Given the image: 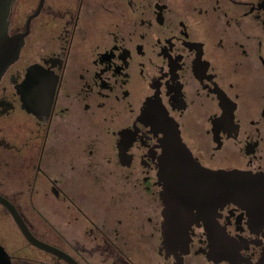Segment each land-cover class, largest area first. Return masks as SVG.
Returning <instances> with one entry per match:
<instances>
[{
  "label": "flooded vegetation",
  "instance_id": "flooded-vegetation-1",
  "mask_svg": "<svg viewBox=\"0 0 264 264\" xmlns=\"http://www.w3.org/2000/svg\"><path fill=\"white\" fill-rule=\"evenodd\" d=\"M9 34L0 264H264V0H15ZM168 125L224 172L175 217L186 249L164 245Z\"/></svg>",
  "mask_w": 264,
  "mask_h": 264
},
{
  "label": "water",
  "instance_id": "water-1",
  "mask_svg": "<svg viewBox=\"0 0 264 264\" xmlns=\"http://www.w3.org/2000/svg\"><path fill=\"white\" fill-rule=\"evenodd\" d=\"M14 2L15 0H0V81L7 69L18 60L23 46V39L9 34L10 14ZM35 72L34 68L29 70L25 84L27 90L23 95L24 108L30 113L37 110L31 96L32 89L29 87L34 80ZM167 129L169 131L166 139L167 146L161 164V176L164 178L163 199L166 206L164 245L186 249L190 239L184 227L191 225L192 222L189 224L176 222L175 217L179 216V210L185 203L190 204L196 199L197 191H202L209 200L216 194H224V172H214L200 166L191 158L179 136L177 139L169 125ZM186 190L189 192L186 198L177 195ZM236 191L238 190L233 192ZM183 234L185 236H182Z\"/></svg>",
  "mask_w": 264,
  "mask_h": 264
}]
</instances>
